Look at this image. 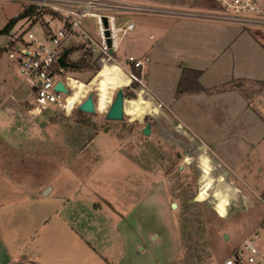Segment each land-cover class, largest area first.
<instances>
[{
	"label": "rangeland",
	"instance_id": "rangeland-1",
	"mask_svg": "<svg viewBox=\"0 0 264 264\" xmlns=\"http://www.w3.org/2000/svg\"><path fill=\"white\" fill-rule=\"evenodd\" d=\"M125 1L162 9L119 18V23H135L136 30L122 41L118 61L129 55L149 58L135 74L138 80L103 67L92 53L85 54L81 39L64 46L71 49L68 63L87 58L92 67L69 68L57 77L72 79L73 104L95 86L98 114L89 115L86 130H79L77 108L67 114L51 106L35 115L36 93L9 57L14 52L10 39L41 35V25L30 27L23 18L10 34L0 35V189L8 193L12 187L5 181L12 179L17 188L11 198L16 199L20 191L50 185L49 192L53 186L47 211L58 209L64 216L70 209L72 214L95 211L94 203L102 210L97 212L128 214L125 220L113 219L131 248L128 264H222L245 239L264 232V28L236 25L232 51L192 60L183 50L196 52L203 43L184 44L187 29L170 17L185 13L171 8L191 7L199 17L217 12L212 0ZM23 7L21 1L0 0V30ZM50 25L54 31L61 26ZM82 27L99 40L95 18L83 19ZM207 48L216 46L207 43ZM192 69L200 74L197 85L208 88L194 97L187 96L192 90L179 91L183 73ZM119 79L127 86L126 120L106 121ZM228 82L235 90L225 89ZM5 103L19 108L8 116ZM147 124L150 136L143 134ZM140 242L144 253L136 248Z\"/></svg>",
	"mask_w": 264,
	"mask_h": 264
},
{
	"label": "built area",
	"instance_id": "built-area-1",
	"mask_svg": "<svg viewBox=\"0 0 264 264\" xmlns=\"http://www.w3.org/2000/svg\"><path fill=\"white\" fill-rule=\"evenodd\" d=\"M14 1H21L29 7H35L37 15L33 18L28 17L27 20L30 27L36 24L42 27V34L30 33L29 40L18 36L19 41L16 44L18 46L10 54L11 58L19 60L21 74L36 93L35 115H41L51 106L71 114L80 103L71 102L72 93H74L70 82L72 79L57 78L66 71L59 64V59L67 50L64 46L66 43L76 42V39L83 40L85 50L92 53L103 67L107 64L117 65L133 78L132 82L138 80L135 71L142 72L149 58L144 60L129 55L126 59L118 61L117 54L122 41L136 30L135 23H119V18L133 14L155 15L162 11V9L144 7L125 0ZM212 1L217 6V12L201 15L202 17L244 28H264V0ZM45 16H49L51 21L45 22ZM88 17L95 18L97 21L99 40L88 34L82 27L83 19ZM104 19L107 20V25ZM52 21H57L61 25L56 31L50 25ZM59 82L64 83L69 94L56 90ZM222 264H264V232L262 234L255 232L254 236L245 239L243 244L235 249Z\"/></svg>",
	"mask_w": 264,
	"mask_h": 264
},
{
	"label": "crops",
	"instance_id": "crops-1",
	"mask_svg": "<svg viewBox=\"0 0 264 264\" xmlns=\"http://www.w3.org/2000/svg\"><path fill=\"white\" fill-rule=\"evenodd\" d=\"M28 7L25 4V8L23 7L19 15ZM190 8H171L172 11L185 14L181 17L178 15V17L170 18L182 22L181 28L187 29L188 32L183 37L186 46H193L196 40L203 44L196 52L195 49H193L194 52L183 50L182 54L189 56L192 60H206L210 54L216 51H232L233 34L237 33L236 25L193 16L191 14L196 10L192 12ZM18 41V37H16L11 38L8 42L13 51L18 46L16 45ZM206 42L215 44V51L214 49L208 51ZM13 60H17L20 70L19 60ZM0 64H2L1 61ZM192 70L196 71V69ZM243 80L253 84V81L245 80V78ZM243 85V83L239 84V86ZM224 86L225 89L235 90L229 82ZM201 87L202 91H208V88ZM200 94L193 92L186 95L194 97ZM156 103L163 107L160 103ZM11 104L3 105L8 116L19 108L15 103ZM205 146L207 147V145ZM2 166L0 165V169ZM5 183L6 188L9 184L12 188L8 193L7 189H0V193H4L0 197V264H128L125 260L131 258V248L126 243L127 240L119 222L117 224L113 222V219L125 220L128 214L110 215L97 212L102 210L95 203L93 207L95 211L83 214H72L74 212L72 209L68 211L67 216L60 214L58 209L48 212L47 206L53 202L51 196L55 190L53 186L49 192L47 189L50 185L42 186L37 192L33 191L32 193L21 192L19 189L22 197L12 199L11 195L15 190L13 188H17V186L12 179L6 180ZM21 187V189H25V186ZM24 210L26 212L22 213ZM64 234L67 236L63 237ZM109 240L112 244L109 243ZM120 240L121 243L118 245ZM141 245L142 242L137 243L136 248H141ZM145 249L141 248L140 252L144 253ZM153 264H159V262L156 260Z\"/></svg>",
	"mask_w": 264,
	"mask_h": 264
},
{
	"label": "water",
	"instance_id": "water-1",
	"mask_svg": "<svg viewBox=\"0 0 264 264\" xmlns=\"http://www.w3.org/2000/svg\"><path fill=\"white\" fill-rule=\"evenodd\" d=\"M104 23L107 25V20L104 19ZM70 55V50H66L64 55L59 59V64L62 68L69 69L72 67L66 59ZM127 86L122 85L118 87L114 99L111 101L106 113L104 114V120L111 122H123L126 120V93ZM56 90L69 94V90L65 87L63 82H59L56 86ZM77 110L81 113L96 116L98 114L97 102L95 99V92L93 90L89 91L85 99L79 104ZM152 133V127L150 124L143 129V134L145 136H150ZM227 238V236L225 237Z\"/></svg>",
	"mask_w": 264,
	"mask_h": 264
},
{
	"label": "trees",
	"instance_id": "trees-1",
	"mask_svg": "<svg viewBox=\"0 0 264 264\" xmlns=\"http://www.w3.org/2000/svg\"><path fill=\"white\" fill-rule=\"evenodd\" d=\"M36 15H37L36 14V8L35 7H28L26 10H24V12L18 18L13 19L12 21H10V23L3 30H0V35L10 34L20 19L27 18V17L33 18ZM85 54H89V52H86ZM63 55H64V53L62 54V56ZM90 56L93 57L92 55H90ZM86 59L87 58H84V61L81 64H78V65L73 64L71 67V70L72 71H79L81 69L92 70V67L88 63H86ZM66 60L68 61V59H66ZM135 72L137 74L139 71H135ZM199 76H200V74L197 71L186 70L183 73L181 83L179 85V91L184 90V91H180L182 93L183 92L185 93V92H188L191 90L193 92L202 91V87L197 85V81L199 79ZM192 84H196V86L194 87L195 89H189V88H192ZM183 85H184V87H183ZM77 115H78L79 130L80 129L81 130L88 129L90 127V124L88 122L89 115L81 113L79 111H78Z\"/></svg>",
	"mask_w": 264,
	"mask_h": 264
},
{
	"label": "bare ground",
	"instance_id": "bare-ground-1",
	"mask_svg": "<svg viewBox=\"0 0 264 264\" xmlns=\"http://www.w3.org/2000/svg\"><path fill=\"white\" fill-rule=\"evenodd\" d=\"M112 67H115L116 68V72H118V73H125L126 74V72L123 70V69H121L120 67H118L117 65H112ZM115 71H113V72H115ZM128 75V74H127ZM130 78H131V81L133 80V78L130 76V75H128ZM117 85H118V87H120V86H122V85H124V83H123V81L121 80V79H119L118 81H117ZM89 90H94L95 91V87H94V85H91V87H90V89Z\"/></svg>",
	"mask_w": 264,
	"mask_h": 264
}]
</instances>
